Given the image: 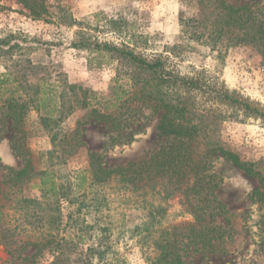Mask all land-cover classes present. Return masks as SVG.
Wrapping results in <instances>:
<instances>
[{"label":"trees","instance_id":"16d2710c","mask_svg":"<svg viewBox=\"0 0 264 264\" xmlns=\"http://www.w3.org/2000/svg\"><path fill=\"white\" fill-rule=\"evenodd\" d=\"M184 1L194 10L191 15H181L183 36L207 44L219 59H223L231 47L247 46L260 56L264 65V5L255 1ZM17 2L34 19L52 14L49 0ZM104 20L108 30L126 32L124 19L105 16ZM76 35L72 46L89 51L90 62L95 59L101 65L99 57L107 56L108 61L114 63L117 73L107 94L70 82L65 72L35 62L29 56L31 46L22 33L0 34V59L5 68L0 73V140L10 133L14 152L25 162L20 169L0 164V189L2 184L6 185V193L15 195L24 183H30V188L41 191V200L21 197L17 202H47L55 212L61 209V200L76 201L77 215L73 223L79 231L97 228L100 238H115L120 234L113 231V218L122 202L138 203L145 211L143 222L125 233L129 237L151 234L153 225L166 220L167 200L179 194L194 222L162 229L157 237L162 239L158 242L160 252L155 260L158 264H187L178 251L176 238L186 236L194 245L214 247L218 238L223 240L231 231L229 216L223 217L227 213L226 206L216 195L218 183L212 158H224L248 175L258 174L253 162L244 160L219 139L221 124L230 117L227 108L245 110L263 121L264 108L217 84L204 69L194 74L179 72L173 67L171 55L147 57L128 44L94 41L86 37L83 29ZM131 37L134 38V34ZM134 43L137 45V41ZM181 46L173 45L171 54L179 56ZM122 78L127 80L122 82ZM146 109L161 113L157 130L168 143L148 159L116 166L106 165L103 154L91 151L89 167L76 175L82 180L78 181L77 187L81 190L73 194L74 199L69 197L74 181L63 184L50 165L38 169L25 144L29 133L25 122L31 111L38 113L40 124L51 138L52 149L47 154L64 163L68 156L86 145L83 126L105 127L107 138L103 150L107 151L136 139L142 131L141 126H137L138 121L149 117ZM78 112L81 116L74 124H69ZM252 197L262 202L264 192L255 190ZM217 216H222L226 222L218 221ZM58 217L51 218L57 220ZM262 217L259 225L264 230V213Z\"/></svg>","mask_w":264,"mask_h":264},{"label":"rangeland","instance_id":"374dc122","mask_svg":"<svg viewBox=\"0 0 264 264\" xmlns=\"http://www.w3.org/2000/svg\"><path fill=\"white\" fill-rule=\"evenodd\" d=\"M229 1H255L264 5V0ZM49 3L52 14L34 19L17 0H0V34L22 33L31 46L29 56L35 62L65 72L70 82L107 94L117 73L107 56L99 57L100 65L95 59L89 61V51L72 46L78 37L76 32L83 29L86 37L94 41L128 44L147 57L171 55L173 67L183 74L204 69L217 84L264 108V65L260 56L247 46H238L228 49L223 59H219L207 44L183 36L181 15H191L194 10L184 0H49ZM97 13H101L100 17ZM105 16L124 19L126 32L108 30ZM175 44L182 45L179 56L171 54L170 48ZM4 71L0 59V73ZM126 80L122 78L121 81ZM227 110L230 117L221 124L219 139L244 160L253 162L258 174L248 175L224 158H212L218 183L216 195L226 206L227 213L223 217L229 216L231 231L223 240L218 238L214 247L194 245L186 236L176 238L178 251L187 264H264V230L259 225L264 201H254L252 197L255 190L264 192V121L242 109L230 107ZM81 114L72 116L69 124H74ZM145 114L149 117L138 121L137 126H141L142 131L134 141L118 144L107 151L103 150L107 138L105 127L100 124L83 126L86 145L60 163L58 158L47 154L52 149L51 138L40 124L38 113L31 111L25 122L29 132L25 144L38 169L50 165L57 171L60 182L66 185L74 181L69 195L74 199L73 194L81 190L77 187L78 181L82 180L76 175L89 167L91 151L103 154L106 165L116 166L148 159L168 143L157 130L161 113L154 114L146 109ZM11 137L8 133L0 140V164L20 169L25 162L14 152ZM29 184L24 183L15 195L6 193L7 186L1 185L0 264H158L155 257L160 252L158 242L162 238L157 237L161 230L194 222L181 196L176 194L166 202L169 206L166 220L153 225L151 234L129 237L125 230L143 222L145 211L138 203L122 202L113 218V231L120 234L115 238H100L97 228L79 231L73 223L77 215L76 201L61 200V209L57 212L47 202H17L21 197L41 200V191L30 188ZM223 217L217 216L218 221L225 223Z\"/></svg>","mask_w":264,"mask_h":264}]
</instances>
